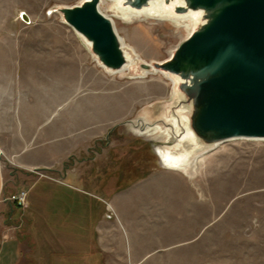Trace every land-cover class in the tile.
Here are the masks:
<instances>
[{
	"label": "rangeland",
	"instance_id": "rangeland-1",
	"mask_svg": "<svg viewBox=\"0 0 264 264\" xmlns=\"http://www.w3.org/2000/svg\"><path fill=\"white\" fill-rule=\"evenodd\" d=\"M81 1L0 0L1 202L12 205L0 216L19 238L10 259L42 264L49 253L55 264H264V140L225 141L187 173L168 169L160 150L173 152L170 136L152 125L172 100L173 80L161 72L106 71L51 12ZM111 5L105 0L102 11L147 63L169 59L189 34L187 23L126 21ZM21 192L23 206L11 199ZM30 199L81 200L83 208L64 207L56 218L77 219L87 237L69 249L74 241L56 228L61 240L43 247L29 232ZM98 222L105 246L94 235Z\"/></svg>",
	"mask_w": 264,
	"mask_h": 264
},
{
	"label": "water",
	"instance_id": "water-1",
	"mask_svg": "<svg viewBox=\"0 0 264 264\" xmlns=\"http://www.w3.org/2000/svg\"><path fill=\"white\" fill-rule=\"evenodd\" d=\"M104 1L51 12L61 14L106 71L128 66L132 76L161 72L173 80L172 100L150 124L169 129L166 146L180 141L191 165L225 141L264 140V0H110L111 14L126 21L187 23L189 34L171 57L151 63L121 39L114 18L101 9Z\"/></svg>",
	"mask_w": 264,
	"mask_h": 264
},
{
	"label": "crops",
	"instance_id": "crops-1",
	"mask_svg": "<svg viewBox=\"0 0 264 264\" xmlns=\"http://www.w3.org/2000/svg\"><path fill=\"white\" fill-rule=\"evenodd\" d=\"M3 186H4V173L0 167V214L6 213V212L12 210V205L10 203H8V202L2 203L1 202L2 193H3V189H4ZM63 187H66V186L63 185ZM71 188H70V191H68L70 193V196L73 195L72 194L73 191H71L72 190ZM66 191H67V189H66ZM76 202H77L76 199H74V200L65 199V200H56V201L54 200V201H51L48 205H46V203L44 201H40V200L34 201L33 199L28 200L29 209H31V207H32L33 210L35 211V213L33 212V216H31L30 218L28 217L30 219V226H29L30 234L35 238V240L40 239L41 241H43V247L48 246L49 240L50 241L58 240V238H59V240H61L60 237H63L66 240L70 239V240L74 241V242H71L68 244V246L70 247L69 249H71V247L72 248L74 247L76 249L78 242L81 241L83 238L87 237V235L83 236L82 229L80 231H77L78 220L75 218H72L70 216H68V218L64 217L60 221H59V218H56L57 215H59V217H60L61 210L64 207H71V208L76 209L77 204H78V205H80L81 208H83V203L81 200H79L78 203H76ZM63 215L64 214H62V216ZM2 220H3V216H0V224L2 225V230L0 232V264H16V261L11 260V259L12 258L15 259L16 255L18 254L17 252H19L16 250L17 246L14 245V244H16L15 242H17L19 240V238H18L17 232L13 228H6L7 224L4 223ZM101 223L104 224L107 222H106V220H104ZM101 223H99V222L97 223L96 228H95L96 233H94V235H96V240H98V241L100 240L99 245L105 246V244L102 241L107 239V235H106L107 233L104 232L103 227H102L103 225H99ZM83 225L84 224L82 222L81 227ZM4 226H5V228H4ZM122 226L124 227L123 223H122ZM56 228L60 229L61 234H63L62 233V231H63L65 235L63 234V236H60L58 238L54 237V235L52 234V231L55 230ZM69 229H70V232H69ZM92 239H94V238L92 237ZM51 244L53 247L55 246L56 248H59L58 243L55 244L52 242ZM66 244H64L62 242L61 246L66 245ZM79 246H80V243H79ZM62 247H60V249ZM45 256L46 255H44L43 260L41 261L42 264H55L52 261L48 260L49 259V253L47 255L48 258L46 256V259H44ZM61 263L67 264L68 262L67 261L65 262V260L61 259Z\"/></svg>",
	"mask_w": 264,
	"mask_h": 264
},
{
	"label": "bare ground",
	"instance_id": "bare-ground-1",
	"mask_svg": "<svg viewBox=\"0 0 264 264\" xmlns=\"http://www.w3.org/2000/svg\"><path fill=\"white\" fill-rule=\"evenodd\" d=\"M114 21V19H113ZM121 37V36H120ZM122 39V37H121ZM123 41V40H122ZM130 57V56H129ZM128 66H126L123 70H121L120 72L122 73V71H125L127 70ZM141 120V121H140ZM138 120V122H141L142 124L144 123V121H142V119ZM135 121H132V127L135 128L137 131H140L141 132H144V127L143 126H139V123L138 124H135L134 123ZM162 127V126H161ZM143 130V131H142ZM170 138H171V134L169 132V129H165ZM138 134V133H137ZM256 140V139H255ZM258 140V139H257ZM173 147V152H165V151H162L160 150V155H162V159L163 161L165 162L166 166L168 167V169H172V170H177V171H182L184 173H187V170L185 169V167L189 166L188 163V153L183 151L184 149L183 148V144L178 141ZM171 148V147H170ZM174 148H176L177 150H179L178 152H176L174 150ZM170 151V149H168ZM203 155V154H201ZM201 155H196L195 158H194V162L192 163V166H196L195 162L197 161L198 157L201 156ZM163 162V163H164ZM189 163V164H191ZM186 164V165H185Z\"/></svg>",
	"mask_w": 264,
	"mask_h": 264
},
{
	"label": "built area",
	"instance_id": "built-area-1",
	"mask_svg": "<svg viewBox=\"0 0 264 264\" xmlns=\"http://www.w3.org/2000/svg\"><path fill=\"white\" fill-rule=\"evenodd\" d=\"M12 201L17 203L19 206H23L27 203V193L21 192L18 194L12 195Z\"/></svg>",
	"mask_w": 264,
	"mask_h": 264
}]
</instances>
